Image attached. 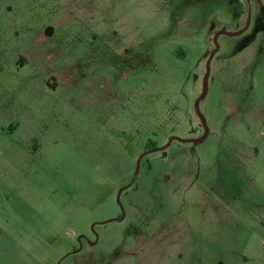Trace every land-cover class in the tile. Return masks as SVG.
I'll return each instance as SVG.
<instances>
[{
	"label": "rangeland",
	"instance_id": "374dc122",
	"mask_svg": "<svg viewBox=\"0 0 264 264\" xmlns=\"http://www.w3.org/2000/svg\"><path fill=\"white\" fill-rule=\"evenodd\" d=\"M250 7L0 0V264H264V0ZM222 28L244 30L217 38L205 128ZM149 141L166 146L135 174Z\"/></svg>",
	"mask_w": 264,
	"mask_h": 264
},
{
	"label": "water",
	"instance_id": "95a60500",
	"mask_svg": "<svg viewBox=\"0 0 264 264\" xmlns=\"http://www.w3.org/2000/svg\"><path fill=\"white\" fill-rule=\"evenodd\" d=\"M243 30H244V28L239 29V30H235V31H228V30H226L225 28H222V29H220L219 31H217V32L215 33V35H214L215 48L209 53V56H208V58H207L206 71H205L204 78H203V89H202L200 95L196 98V100H195V104H194V106H195V110H196V112H197L199 118H200V119L202 120V122L204 123L205 128H206V121H205L204 114H203V113L201 112V110H200L199 103H200V100L205 96L206 91H207V87H208V77H209V73H210V61H211V59H212V56H213L214 52L216 51V48L219 46L218 41H217V38H218V36H219L220 34H222V33L235 35V34H239V33H241ZM205 136H206V134H203L202 136H200V137H196V138H180V137H177V136H172V137L170 138V141H169V142H171L173 139H180V140H182V141L200 142V141H202V140L205 138ZM165 146H166V145H164V146H154V147H152V148H150V149H147V150L143 151V152L139 155V157L137 158L135 174L137 173V169H138V167H139V165H140L141 158L143 157L144 154H146L147 152H150V151L156 150V149H163V148H165ZM131 183H132V181L129 182L128 184H126V185L120 187V188L118 189V191H117L116 199H117V202H118V204H119V206H120V208H121V210H122V214H121L117 219L122 218L123 215H124V212H125V210H124V206H123V203H122V201H121V192H122L125 188H127L128 186H130ZM112 219H114V218H109V219L103 220L102 222H107V221H110V220H112ZM81 235H82V234H80V236H81ZM80 236H79V238H80ZM79 249H80V248H75L74 251H78Z\"/></svg>",
	"mask_w": 264,
	"mask_h": 264
},
{
	"label": "flooded vegetation",
	"instance_id": "af4514ba",
	"mask_svg": "<svg viewBox=\"0 0 264 264\" xmlns=\"http://www.w3.org/2000/svg\"><path fill=\"white\" fill-rule=\"evenodd\" d=\"M250 3H251V0H246V6H247V12H248V15H250V10H251V7H250ZM217 30H214V32H216ZM214 32H213V37H212V42H213V48L211 49V51L215 48V44H214ZM243 32V31H242ZM218 48H219V46L216 48V51L214 52V54H213V56H212V58L215 56V54H216V52H217V50H218ZM210 51V52H211ZM208 58V57H207ZM212 60V59H211ZM206 62H207V59L205 60ZM96 93H97V97H99V98H103L104 96H103V94L99 91V92H97L96 91ZM96 93L94 94V95H96ZM201 101V100H200ZM196 111V110H195ZM197 113V112H196ZM199 120H200V122H201V125H202V120L199 118ZM202 136V135H201ZM154 147V146H153ZM150 148H152V147H149L148 149H150ZM126 189V188H125ZM123 192V191H122ZM121 192V193H122ZM119 205V204H118ZM120 207V206H119ZM96 224V222L95 223H93V227H94V225ZM80 237H83V239L85 238V235L84 234H82ZM78 241H79V243H81L82 242V240L78 237Z\"/></svg>",
	"mask_w": 264,
	"mask_h": 264
},
{
	"label": "trees",
	"instance_id": "16d2710c",
	"mask_svg": "<svg viewBox=\"0 0 264 264\" xmlns=\"http://www.w3.org/2000/svg\"><path fill=\"white\" fill-rule=\"evenodd\" d=\"M147 145H148L149 147H153V146H154V143H153V141H149V142L147 143Z\"/></svg>",
	"mask_w": 264,
	"mask_h": 264
},
{
	"label": "crops",
	"instance_id": "0c3cea01",
	"mask_svg": "<svg viewBox=\"0 0 264 264\" xmlns=\"http://www.w3.org/2000/svg\"><path fill=\"white\" fill-rule=\"evenodd\" d=\"M14 128H15L14 126H11L10 131L14 130Z\"/></svg>",
	"mask_w": 264,
	"mask_h": 264
}]
</instances>
